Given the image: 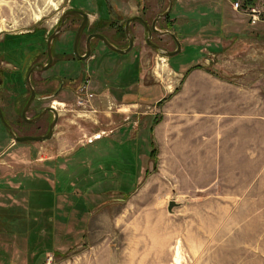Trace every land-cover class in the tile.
I'll list each match as a JSON object with an SVG mask.
<instances>
[{"label":"rangeland","instance_id":"374dc122","mask_svg":"<svg viewBox=\"0 0 264 264\" xmlns=\"http://www.w3.org/2000/svg\"><path fill=\"white\" fill-rule=\"evenodd\" d=\"M139 1L138 10L133 0H116V6L125 16L141 13L146 20L153 19L168 6V0ZM233 2L175 0L169 16L174 20V25L168 31L177 35L181 50L172 57L147 44L146 32L139 23H134V48L128 54L104 50L105 53L98 58L102 51L96 52V59H91L78 70H83L86 75L69 84L71 89L64 87L55 98L41 100V107L49 105L52 100L63 102L60 106L56 104L62 110L53 128L54 135L49 139L11 145L9 132L0 123V208L19 206L14 213L22 215L21 209H28L27 196L23 192L33 189L41 181L48 183L50 188L59 184L58 188L61 189L55 193L52 222L47 219L48 215L43 216L33 205L36 214L32 212L31 225L35 226L39 220L35 218H40V227L30 226L32 229L29 227L28 233L17 231L19 234H13V231L11 236L0 233V264H264V260L245 258L248 252L245 242L241 240L236 239V243L244 248L234 250V257L230 258L228 242L231 238H187L186 234L189 235L192 228L185 226V211L182 210L185 196L164 194L158 190L157 194L149 197L155 200L150 208L147 202L141 208L129 210L130 198L121 200L123 194L117 192L118 188L132 192L136 181L140 182L130 171L131 161L141 162L143 167L152 164L148 174L157 171V164L153 168V162L148 157L152 140L149 126L154 116H158L151 111L155 110L152 106L162 93V88L167 90L176 85L175 90L181 83L170 63L185 65L186 69L193 64L203 63L226 79H243L249 72L254 77V83L264 91V24L250 25L245 15L232 9ZM69 5L67 0H0V51L10 48V52H15L22 42L19 34L35 25L46 30L54 28ZM159 21L160 25L158 22L156 26L160 30L164 28V23L162 18ZM2 36L5 38L1 39ZM150 40L167 51L173 50L175 45L170 35L157 37L152 34ZM189 51L195 53L193 59L188 57L191 56L187 54ZM135 58L140 64L141 77L137 84L126 89L128 96H123L122 103L124 99L131 98L141 105H136V109H125L127 114L123 115L113 110V104L112 109L107 108L109 102L119 101L106 85H110L117 70L122 71ZM97 74L106 75V80H111H96ZM85 79H90L89 88L97 96L90 106L83 108L76 105L74 90ZM50 85L56 86V83ZM37 86L43 88V84ZM21 87L24 88V85L21 84ZM8 88L16 90L15 84ZM135 90L138 97L132 95ZM139 92L143 93L140 97ZM0 102L5 110H9L7 119L16 134H41L47 129L45 118L27 128L23 127L19 113L12 108L13 98H2ZM32 113L33 109L30 108L27 116H34ZM100 131H104L106 136L101 134L105 137L95 142L92 135ZM63 134L69 138L62 143ZM138 137L141 143L134 151L129 142ZM71 153L80 157L81 163H70ZM156 163H159L158 159ZM102 168H106L104 176ZM120 173H126L130 178H122ZM139 175L144 177L141 173ZM102 176V180H97ZM60 182L69 185H61ZM98 185L106 194H96ZM169 200L177 203L173 207L172 228L166 230L173 234V238H163L167 232L162 233L156 221L159 222V209L171 216L167 213ZM149 215L154 216V220L151 217L147 219ZM160 235L162 238L158 237ZM32 238H35V245L40 246L42 254L35 248L30 252Z\"/></svg>","mask_w":264,"mask_h":264},{"label":"crops","instance_id":"0c3cea01","mask_svg":"<svg viewBox=\"0 0 264 264\" xmlns=\"http://www.w3.org/2000/svg\"><path fill=\"white\" fill-rule=\"evenodd\" d=\"M255 4L264 5V0H256ZM201 65L204 67L194 68L186 76H183L185 65L173 69L181 79L180 85L175 90L176 85L167 90L162 88L155 100L152 106L155 110L151 112L160 117L152 129L159 162L157 171L145 175L152 164L143 167L136 160L130 162L133 166L130 171L140 182L136 181L135 189L129 193L128 207L129 210L141 208L148 202L150 208L155 200L149 197L158 190L185 196L182 203L185 226L192 228L187 238H231L230 258L234 257V250L244 248L238 246V239L246 244L245 258L264 260V91L254 83L252 73L247 72L243 79H226ZM235 70L237 74V65ZM126 93L124 90L122 96H128ZM138 94L140 97L143 93ZM132 95L137 96L136 90ZM161 98L166 99L157 106ZM136 105L141 104L131 98L124 99L125 115V109H136ZM61 138L63 143L69 137L63 134ZM140 143L138 137L130 140L129 145L136 151ZM72 155L70 163H81L80 157ZM102 169L103 174L106 168ZM119 175L130 178L126 173ZM95 190L96 194L104 192L99 185ZM122 191L117 189L119 195ZM167 213L171 216L159 209V222H156L162 233L167 232L163 238H173L166 231L172 228L173 208L167 209ZM149 218L154 220V216Z\"/></svg>","mask_w":264,"mask_h":264},{"label":"flooded vegetation","instance_id":"af4514ba","mask_svg":"<svg viewBox=\"0 0 264 264\" xmlns=\"http://www.w3.org/2000/svg\"><path fill=\"white\" fill-rule=\"evenodd\" d=\"M67 2L70 3V5L68 8L63 10L54 28L46 30L45 28L35 25L31 29L26 30L24 33L19 34L22 40L19 48H22H18L15 52H10V48L6 51H0V101L2 98H13L14 104L12 105V108L16 112L18 111V107L20 106L22 100L28 99L30 95V89L26 81V76L30 71L29 80L34 88L35 95L29 109H33L32 114H34V116L32 117H35L37 99L48 96L55 98L60 94V92H62V90L65 89L64 87L71 89L69 84L74 83L79 79L81 80L82 76L86 75L83 74V70H78H80L82 66L86 65V63L91 59H96L98 56V54L96 55V52L99 53L102 51L100 56H98V58H100L105 53L103 52L104 50L106 52L107 50H111L106 46L100 37L95 36L94 34L102 35L113 46L125 49L128 46V38L125 33L126 20L134 16H141L144 18V15L141 13L138 15L132 14L125 16V14L121 12V9L116 6V0H67ZM117 2H119V0H117ZM133 2L135 3L134 6L138 10L140 1L133 0ZM141 9H143L142 6ZM68 10H78L82 13L67 14L66 12ZM170 13L171 11L168 15L162 18V23L166 21V17H169ZM153 19L145 20L150 26ZM159 19L156 23L159 22L158 24L160 25L161 21H159ZM83 21L85 24L77 38L76 53L74 51V43L77 31ZM134 23H139L140 27L144 29L143 25L139 21H131L129 23V30L132 35L134 33L132 27ZM54 31L57 32L51 40V60L49 61L47 41L49 35ZM160 31L165 32L168 31V29L162 28ZM152 34H155L157 37L169 36L168 33L161 34L153 32ZM3 38L5 37L2 36L1 39ZM134 40L135 37L133 35V41ZM133 48L134 44L132 49ZM173 49H175V45ZM45 66L47 67L44 69ZM46 72L48 73L44 74ZM96 76V80L101 79L104 82L110 79L108 78L106 80L107 77L105 78L106 75L103 76V74H97ZM86 81H90V79H85L84 82ZM51 83H56V86L50 85ZM14 84L16 90L8 88V86H13ZM21 84L24 85V88L21 87ZM37 84H43V88L39 89ZM64 84L68 85L64 86ZM16 104H19V106ZM0 109L3 113L5 121L12 128V123L7 119L9 110H5L1 102ZM48 112L49 114H52L51 116L53 119V113H50V111ZM20 113L21 111L19 112V115ZM21 120L24 121L22 118ZM49 124H47L45 132H43L44 134L47 133ZM43 133L35 135H42ZM28 134L32 133H23L19 134V136Z\"/></svg>","mask_w":264,"mask_h":264},{"label":"trees","instance_id":"16d2710c","mask_svg":"<svg viewBox=\"0 0 264 264\" xmlns=\"http://www.w3.org/2000/svg\"><path fill=\"white\" fill-rule=\"evenodd\" d=\"M242 1H243L244 5H251V4H254L256 0H242ZM173 25H174V20L170 19L169 17H166V21L164 22V28L172 29ZM187 54L191 55V56H188V57H191L192 59L194 58L193 54H195V53L193 51H189ZM189 60H191V59H189ZM189 60H187V61H189ZM170 65L175 70H177L178 66H179L178 64H171V63H170ZM139 67H140V64H138V59L135 58L134 61L131 64L125 66L122 69V71H119L117 73L116 80H114V81L112 80L111 81L113 84L110 82V85H106L107 88H109V90L111 91V93L114 96H116L115 98H116L117 101H119V102L123 101V96H122L123 92L120 91V90L124 91L130 85L137 84L138 79H139V71H140ZM201 67H202V65L199 64V63L193 64V65H191L189 68H187L185 70L183 76H186L189 73L190 70H192L194 68H201ZM205 69L207 71H209L210 73L219 76L214 71H212V70H210L208 68H205ZM48 97H52V96H48ZM48 97L37 99V109L35 110V115H37L42 110V107L39 106V103H42L41 100L42 99H46ZM165 99L166 98H161L159 101H157L156 102L157 106L161 105ZM26 100L27 99L22 100L20 106L18 107V111H17L18 113L21 111V108L26 103ZM43 118H45L47 124H49L50 121L52 120L51 114H48V115H46ZM159 120H160V117L154 116L153 120L151 121V124L149 126V131H150L151 135H152L153 126ZM21 122L23 123V126L26 127V128L32 124V123H27V122H24V121H21ZM32 134H34V133H32ZM101 140H98V141H101ZM98 141H96V142H98ZM21 143H25V142H16L15 145L16 144H21ZM156 152H157L156 146H155L154 142L151 140V150H150V152L148 154V157L153 162V168H155L154 165L157 164L156 163L157 162ZM73 157H76L75 154L73 155ZM76 158H78V157H76ZM137 164H136V166H137ZM138 166H140V164H138ZM129 167H133V166L129 165ZM61 171L62 170H60V172ZM147 171L148 170L145 171L146 174L148 173ZM59 175H60V173L57 175V180L59 179ZM61 175L64 176V174H62V173H61ZM68 183L70 184V180L69 179H68ZM68 183L67 182H65L64 184L61 183V185H66L67 186V185H69ZM59 186H60L59 184H57V185L55 184L54 187H55L56 190H54V187L50 188L51 186L48 183H46L44 181L43 182L41 181V182H38L37 186L34 187L33 189L31 188L30 190L24 191L23 194H25L27 196L26 206L28 207V209L25 210L24 208H22L21 209L22 215L14 213L17 210V207H19V206L13 205V206H9V207H7L5 209L4 208H0V210H4L5 211V213H4V211H0V233H2V234L6 233V234H9V236H11L10 233H12L13 231H15L13 234H19V233H16L17 231L21 232V233H24L25 231H27V233H28L30 228L32 229V227H35V226L40 227V221H42L40 218H35V220L39 219V220L36 221V225L35 226L31 225L33 223V220H32L33 214H32V212H35V214H36V210L37 211H41V214L43 216L48 215L47 219L50 220V222H52V216H53V212H54V209H55V193L57 194L58 191L61 190L60 188H58ZM135 187H136V185L134 186V189H135ZM69 188H70V186H69ZM70 191H72V190H70ZM129 193L130 192H122L121 194H123V199H127L128 196H129ZM12 196L16 197L18 195L17 194H13ZM18 198H19V196H18ZM33 205H35V207H37L36 210H35V208H32ZM46 207H48L49 209L46 208ZM30 214H31V216H27V215H30ZM30 226H32V227H30ZM41 226H42V224H41ZM31 241H32V247L29 248L30 252H32L33 249L35 248L39 252V254L40 253L42 254L43 252H41L40 246L39 245L37 246V244L35 245V242H36L35 238H32ZM49 247L50 246H48V248Z\"/></svg>","mask_w":264,"mask_h":264},{"label":"water","instance_id":"95a60500","mask_svg":"<svg viewBox=\"0 0 264 264\" xmlns=\"http://www.w3.org/2000/svg\"><path fill=\"white\" fill-rule=\"evenodd\" d=\"M173 0H168V6L167 8L162 12V13H159L157 14V16L152 20L151 22V25L149 26L147 21L141 17V16H134V17H130L126 20L125 22V33L127 35V38H128V46L125 48V49H121V48H117L115 46H113L111 43L108 42V40L102 36V35H99V34H94L95 36H98L100 37L103 42L106 44V46L108 48H110L111 50L117 52V53H120V54H124V53H128L132 47H133V44H134V41H133V35L130 33V30H129V23L131 21H134V20H137L139 21L143 27H144V30L146 32V38H145V42L149 45H151L154 49L162 52L163 54H165L166 56H173L177 53H179V51L181 50V42L179 41L178 37L175 35V33L173 32H170V31H165V32H161L157 27H156V21L159 19V18H163L165 17L166 15H168V13L171 11L172 7H173ZM67 14H74V13H82L81 11H78V10H68L66 12ZM84 21L83 23L80 25L78 31H77V35H76V39H75V43H74V51L77 53V38H78V35L81 31V29L84 27ZM57 31H54L53 33H51L48 37V41H47V51H48V55H49V61L51 60V52H50V44H51V40L52 38L54 37L55 33ZM153 32H157V33H168L171 38L173 39L174 43H175V49L174 50H171V51H167L166 49H162L160 46H158L157 44H155L154 42H152L150 39L152 37V33ZM47 66L44 67V69L46 68ZM31 72V71H30ZM30 72L27 74L26 76V81H27V84L29 86V89H30V95L26 101V103L24 104L22 110H21V113H20V116L21 118L26 121V122H29V123H34V122H37L38 120H40L48 111L52 112L53 113V119L52 121L50 122L49 124V129L47 131L46 134H42V135H31V134H28V135H21V136H18L16 135L14 132H13V129L10 127V125L5 121L4 119V116H3V113L0 109V120L1 122L4 124L5 127L8 128V131H9V134L12 136V138L16 141V142H24V141H43V140H46V139H49L51 136H52V131H53V128L58 120V113L57 111L52 107V106H46L44 107L35 117H28L27 116V111L34 99V95H35V92H34V88L29 80V74ZM176 206V203L175 201H169L168 202V206H167V209L168 211H171L173 207Z\"/></svg>","mask_w":264,"mask_h":264},{"label":"built area","instance_id":"2783aa9c","mask_svg":"<svg viewBox=\"0 0 264 264\" xmlns=\"http://www.w3.org/2000/svg\"><path fill=\"white\" fill-rule=\"evenodd\" d=\"M233 8L236 11H239L249 17V22L251 24H256L258 22H264V6L263 5H254V6H245L243 7L239 1H235L232 4ZM93 98L92 93L87 92L86 86L80 87L76 92V104L79 107L85 108L90 106L91 99ZM53 106L55 104L53 103Z\"/></svg>","mask_w":264,"mask_h":264}]
</instances>
